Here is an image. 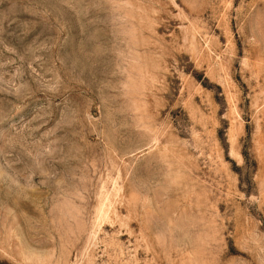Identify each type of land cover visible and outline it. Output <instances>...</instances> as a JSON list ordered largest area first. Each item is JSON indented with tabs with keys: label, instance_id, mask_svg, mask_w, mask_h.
Instances as JSON below:
<instances>
[{
	"label": "rangeland",
	"instance_id": "obj_1",
	"mask_svg": "<svg viewBox=\"0 0 264 264\" xmlns=\"http://www.w3.org/2000/svg\"><path fill=\"white\" fill-rule=\"evenodd\" d=\"M0 264H264V0H0Z\"/></svg>",
	"mask_w": 264,
	"mask_h": 264
}]
</instances>
